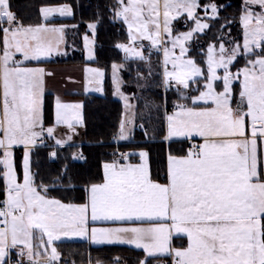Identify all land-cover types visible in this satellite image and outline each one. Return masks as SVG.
I'll use <instances>...</instances> for the list:
<instances>
[{"label":"snow or ice","instance_id":"1","mask_svg":"<svg viewBox=\"0 0 264 264\" xmlns=\"http://www.w3.org/2000/svg\"><path fill=\"white\" fill-rule=\"evenodd\" d=\"M118 4L116 16L129 31V44L118 48L141 60L146 58L137 41H149L162 51L166 88L188 90L203 78L198 94L181 92L189 103L177 104L166 115L163 136L165 141L199 137L202 143L183 156L167 154L166 183L152 179L149 153L141 151L138 165L105 164L104 182L84 189V203L49 198L48 186L34 181L30 149L45 133L54 138L56 126H66L74 134L75 126L82 123V105L57 98L54 126L45 128V77L52 73L28 67L26 62L63 54L66 26H25L10 10L9 0H0V178L6 196L0 201V264H10L11 249L26 255L28 264H41L42 253L33 240L45 249L46 264H54L59 253L53 243L72 236L86 237L93 244L134 245L149 256L168 254L173 264H264V0H244L243 43L233 42L230 49L221 43L218 53L217 46L210 44L206 71L187 57L186 47L195 33L209 28L197 14L199 0H118ZM204 7L205 16L210 9L211 18L218 17L217 5ZM41 14L48 22L53 14L72 12L63 5L42 8ZM184 14L195 27L174 36L172 21ZM88 27L95 32V24ZM84 40L92 58V41L88 36ZM240 55L248 57L247 62L233 73L231 66ZM112 68L115 77L120 66ZM87 71L103 76L99 70ZM131 124V120L121 121L118 139L129 138ZM64 143L56 140L57 145ZM17 145L26 149L22 182L13 162L12 149ZM50 155L54 158L56 153ZM98 221L120 226L90 227ZM173 233L185 235L187 246L172 248Z\"/></svg>","mask_w":264,"mask_h":264},{"label":"trees","instance_id":"2","mask_svg":"<svg viewBox=\"0 0 264 264\" xmlns=\"http://www.w3.org/2000/svg\"><path fill=\"white\" fill-rule=\"evenodd\" d=\"M202 8L209 3L223 5L216 19H209V28L195 34L188 44L187 56L194 59L206 70V52L210 44L219 46L224 43L243 42L240 16L244 0H199ZM10 10L25 26L44 23L41 9L67 5L72 14L66 18L54 17L46 23L55 26L64 25L63 55L53 61L44 62L57 66L90 64L105 73L103 92L83 95L82 125L75 130L73 139L66 146H53L52 138L47 137L48 148L32 150L31 168L36 185L48 186V197L63 203L81 204L85 202L84 189L91 184L104 182L103 165L115 160V140L122 120H131V133L120 149L132 153V161L139 162L138 153H149L148 165L152 179L166 182L167 154L173 152L172 144H165V105L183 102L181 96L185 90L164 95L161 53L153 51L150 59L141 60L126 54L117 45L129 44L128 29L124 21L116 16L119 10L118 0H9ZM204 15V14H203ZM89 24H95L96 57L92 63L86 61L84 37L90 35ZM194 21L188 18L176 20L172 27L174 33L194 28ZM259 51V50H257ZM254 58V57H253ZM248 57L240 55L231 66L233 73L243 68ZM43 63V64H44ZM119 65V71L113 73L112 65ZM235 97L238 99L239 82L234 84ZM122 94V95H121ZM127 97V100L124 99ZM54 96L47 95L45 100V123L54 124ZM130 106V107H129ZM148 128V134L141 133L140 126ZM148 139V140H147ZM136 141V142H133ZM172 145V146H171ZM181 147L179 153L186 154L189 146ZM55 152L53 160L51 153ZM80 152L83 157L76 155ZM178 153V154H179ZM19 153V160H20ZM77 157V158H73ZM0 166V171H2ZM5 195V182L0 178V199ZM175 249L184 248L188 241L173 239ZM60 253L59 264H157L163 257H148L144 251L127 245L94 246L88 242L64 240L55 245ZM118 258V259H117Z\"/></svg>","mask_w":264,"mask_h":264},{"label":"crops","instance_id":"3","mask_svg":"<svg viewBox=\"0 0 264 264\" xmlns=\"http://www.w3.org/2000/svg\"><path fill=\"white\" fill-rule=\"evenodd\" d=\"M54 17H59V15L53 14V18ZM62 45L60 48L61 53H63ZM62 55L63 54H61V55L53 54L51 57H48L39 63L34 62V61L33 62H26V66H28V67H40V68H43L46 72L52 73L51 76L45 77V94H44V101H43V112L45 111V105H46L45 100H46L47 95H53L54 96V102L56 101L57 98H59L60 101H62L64 103H79L82 105V108H83V104H84L83 103V97H82L83 95L93 94L94 92H100V91L96 90L97 88H100V84H98V82L95 81L93 78H87V69L84 65H80V66H76V65L57 66L56 65L55 66L53 64L44 63V62L53 61L57 57H60ZM17 58L19 59L22 57H20V55L17 54ZM190 89H191V91L193 90V94H198L196 86L192 85V87ZM82 108L80 109V111L82 112V115L84 117ZM44 120H45V116H44ZM83 120H84V118H83ZM165 131H166V126H165ZM69 135H71V139H73V133H71L70 131H66V133H64V134L60 133L59 135H57V134L54 135V138H52L53 146H55V147L60 146V145L56 144V140L65 141L63 146L68 145L67 143H69L71 141V140H68ZM133 142H136V141H133ZM164 143L166 145L172 144L174 146L172 149L173 152H171V154L177 155V156H183V155H185L184 153H179V150L181 151L182 148L181 147L177 148V147H175L174 144L184 143L187 146H189V148H190V147H193L194 145H198V144L202 143V141L199 137H194L191 140H188L185 138H176V139H173L172 141H164ZM15 148H16V151L24 152V150H25V147L23 145H17V146H15ZM31 150H35L34 147H31ZM129 154H130V156L127 157V159H123V158L117 159L115 161V162H117V165L118 166H126L128 164L138 165L141 163L140 157H139V160H140L139 162H133L131 160L132 159V153H129ZM113 162H108L105 164H111ZM104 165H103V173H104ZM166 182H167V180H166ZM93 226L94 227H116V226H120V225L113 224L111 222L98 221V222H95L94 224H90V227H93ZM144 226H147V225H144ZM175 238H182V239L184 238L187 241V237L185 235L173 233V235L171 237L172 248H174L172 241ZM46 239L47 238L44 237L45 241H46ZM64 240L73 241V242H76V241L77 242H88L89 241L92 245L97 246V247L104 246V245H123V244H119V243H117V244H93L86 237L72 236V237H61V239L58 241H55L52 246L55 247L56 244H58L60 242H64ZM40 243L41 242L39 240H33L34 246L37 247L38 250L42 253V255L40 257H38V259L40 260L41 264H46L47 256L43 255L45 249L43 247H40ZM124 245H126V244H124ZM130 247H132L134 249H139V250H142L145 252V250L142 248H136L135 246H132V245ZM48 251L50 252V248L48 249ZM145 254L148 255L146 252H145ZM169 256L173 260V257L171 255H168V254H159L158 253L156 255H153L152 257L153 258L154 257L155 258H160V257L166 258ZM59 257H60V253H59ZM59 260L55 261L54 264H59Z\"/></svg>","mask_w":264,"mask_h":264},{"label":"rangeland","instance_id":"4","mask_svg":"<svg viewBox=\"0 0 264 264\" xmlns=\"http://www.w3.org/2000/svg\"><path fill=\"white\" fill-rule=\"evenodd\" d=\"M199 4H200V2H199ZM209 4H211V3H209ZM208 4V5H209ZM223 7V5H220V6H218V9H219V11L221 10V8ZM71 9V8H70ZM255 10L256 11H260V9H259V7L258 6H256V8H255ZM72 11V10H71ZM197 14H198V16L199 17H201L202 18V20H203V22H206V23H208L209 24V19H212L211 18V10L210 9H208V11H209V16L208 17H205L203 14H199L198 13V8H197ZM59 15V14H58ZM218 15H219V13H218ZM60 18H66L67 16H59ZM187 18V15L186 14H184V15H182L181 17H179L178 19H180V18ZM51 19H53V16L52 17H50V20ZM178 19H175V20H173L172 21V26H173V24H174V22L176 21V20H178ZM188 20H190V19H188ZM43 21H44V19H43ZM190 21H192V20H190ZM44 23H46V21L44 22ZM125 25H126V27H127V29H128V26H127V24L125 23ZM194 27H195V24H194ZM172 29H173V27H172ZM208 29V28H207ZM207 29H205V30H207ZM191 29H186L185 31H181V32H179V33H185V32H188V31H190ZM204 30V31H205ZM89 31H91V33H90V35H88V38H89V40L90 41H92V43H91V49H92V52H93V57L92 58H89V48H88V46H86V43H85V40H84V45H85V47H84V51H85V55H86V61L88 62V63H92V61H94L95 60V57H96V42H95V32L93 33V31L91 30V29H89ZM203 31V32H204ZM242 31H243V27H242ZM203 32H198V33H203ZM179 33H174L173 32V35L175 36V35H177V34H179ZM198 33H195V34H198ZM128 34H129V31H128ZM194 34V35H195ZM242 36H243V34H242ZM146 41V40H145ZM191 41V40H190ZM190 41H188L187 43H186V47L188 48V44H189V42ZM139 42H141V41H137V45H139ZM149 44H150V42L149 41H147ZM243 43V42H242ZM241 43V44H242ZM225 45V44H224ZM169 47L171 46V44H170V41H169V45H168ZM225 47L226 48H231L232 46H226L225 45ZM208 49V48H207ZM137 50H140L139 48L137 49ZM177 51H179V48H177ZM218 51H219V46H217V53H218ZM241 51H243L242 49H241ZM177 55H179V53L177 54ZM188 57V56H187ZM186 57V58H187ZM206 60H207V52H206ZM235 62V61H234ZM85 67H86V69L88 70V69H93V70H99L100 72H102L103 73V76H101V77H98V76H96L95 75V73L94 72H89V71H87V78H93L95 81H97L98 82V84H100V92H94V93H97V94H99V93H101V92H103V90H102V84L104 83V80H105V73L103 72V71H101L98 67H96V66H94V65H90V64H85L84 65ZM200 66V65H199ZM207 66V65H206ZM201 67V66H200ZM202 69H203V67H201ZM206 69H207V67H206ZM206 71V70H205ZM221 73H222V70H219ZM198 79H200V81H201V83L199 84V85H196V84H194V86H196V89L197 88H202L203 87V78L201 77V78H198ZM218 84L220 83V82H217ZM181 90H184V89H181ZM185 91H188V90H185ZM55 104V103H54ZM80 113H81V117H82V123H83V115H82V112L80 111ZM54 116H55V107H54ZM82 123L81 124H77L76 126H75V130L76 129H78L79 127L78 126H80V125H82ZM44 125H45V128H47V127H51V126H54V124H46L45 123V120H44ZM66 131H69L68 129H67V127L66 126H63V125H60V126H56V130H55V133H54V135H59L60 133L61 134H64V133H66ZM25 151H26V149L24 150V152H21V151H16V148H15V146L13 147V149H12V153H13V162H14V167H15V172H16V175H17V178H18V181L19 182H22L23 181V158H24V153H25ZM19 153H20V160L18 159L19 158ZM30 161H31V157H32V150L30 149ZM31 171H32V168H31ZM127 246H131V245H129V244H126ZM132 246H134V245H132ZM148 257H152V256H149L148 255ZM170 257V256H169ZM155 258V257H154Z\"/></svg>","mask_w":264,"mask_h":264},{"label":"built area","instance_id":"5","mask_svg":"<svg viewBox=\"0 0 264 264\" xmlns=\"http://www.w3.org/2000/svg\"><path fill=\"white\" fill-rule=\"evenodd\" d=\"M204 13H205V11H204ZM208 14H209V12H208ZM140 44L143 45L142 51H143V55H144V57L146 59H150L153 51H157L155 48H152L150 46V44L147 41H145V40L139 42V45ZM159 52L161 53V63H162V72H163V52L162 51H159ZM177 53H179V51H177V49H176V54ZM170 67L171 66L169 65V68ZM174 91H176V88L175 87H173V88H166V87H164L163 93L166 96V95H168V94H170V93H172ZM177 104H182V103L177 102V103L172 104L171 106H168V105L166 106L165 105V108H164L165 116L167 114L172 113L174 111L175 106ZM140 131L141 132H147L148 131V128L143 127V128L140 129ZM46 139H47V134L45 133V135H44V137H43L42 140H40V139L37 140L35 148L36 147H39V148H47L48 145H47V140ZM121 144H122L121 142H119V143L118 142H114V145L116 147V151L114 152V156L116 157V159L117 158L120 159L123 156H127V157L129 156L127 150L118 149V147ZM77 156L80 157V158L83 157V155L80 152H77ZM4 199H6V196H4L2 199H0V201H3ZM8 260L10 261V264H17V261H23L24 264H28V261L26 260V255H17V249H11L10 250V255L8 257ZM158 264H173V261L171 259H163Z\"/></svg>","mask_w":264,"mask_h":264},{"label":"water","instance_id":"6","mask_svg":"<svg viewBox=\"0 0 264 264\" xmlns=\"http://www.w3.org/2000/svg\"><path fill=\"white\" fill-rule=\"evenodd\" d=\"M52 159L54 160V159H55V157H54V158L52 157Z\"/></svg>","mask_w":264,"mask_h":264}]
</instances>
